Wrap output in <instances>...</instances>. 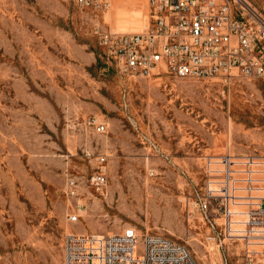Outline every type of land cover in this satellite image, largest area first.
<instances>
[{"label": "rangeland", "instance_id": "obj_1", "mask_svg": "<svg viewBox=\"0 0 264 264\" xmlns=\"http://www.w3.org/2000/svg\"><path fill=\"white\" fill-rule=\"evenodd\" d=\"M147 16L148 0H0V264H64L68 233L127 227L186 245L199 264L264 256V241L209 238L187 212L207 156L212 167L264 157V80L121 73L95 28L140 31ZM93 117L105 133L85 125ZM100 154L108 182L98 191L88 179ZM67 174L85 179L77 223Z\"/></svg>", "mask_w": 264, "mask_h": 264}, {"label": "built area", "instance_id": "obj_2", "mask_svg": "<svg viewBox=\"0 0 264 264\" xmlns=\"http://www.w3.org/2000/svg\"><path fill=\"white\" fill-rule=\"evenodd\" d=\"M82 5L93 0H78ZM148 28L121 32L98 25V45L120 72L131 76L177 78L234 77L264 80V10L253 0H148ZM85 125L105 133L96 118ZM154 149L160 151L155 143ZM209 160V161H208ZM206 157V181L187 204L188 216L198 215L212 239L222 235L246 243L264 241V157L221 158L213 166ZM88 182L98 191L108 182L106 155L97 157ZM85 179L67 174L64 192L68 221L77 223ZM256 193V194H255ZM223 220V223H219ZM221 226V227H220ZM224 241V240H223ZM64 264H199L186 245L135 227L107 234L68 233ZM226 264L228 261L226 260ZM244 264H264V256L247 252Z\"/></svg>", "mask_w": 264, "mask_h": 264}, {"label": "bare ground", "instance_id": "obj_3", "mask_svg": "<svg viewBox=\"0 0 264 264\" xmlns=\"http://www.w3.org/2000/svg\"><path fill=\"white\" fill-rule=\"evenodd\" d=\"M147 18H148V25H149V17L147 16ZM147 28H148V27H147ZM147 28H145V29H147ZM145 29H144V30H145ZM140 31H141V30H140Z\"/></svg>", "mask_w": 264, "mask_h": 264}]
</instances>
